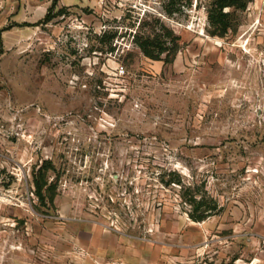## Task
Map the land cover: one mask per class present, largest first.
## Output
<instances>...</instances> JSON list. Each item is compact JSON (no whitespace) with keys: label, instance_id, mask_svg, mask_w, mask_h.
Returning <instances> with one entry per match:
<instances>
[{"label":"rangeland","instance_id":"obj_1","mask_svg":"<svg viewBox=\"0 0 264 264\" xmlns=\"http://www.w3.org/2000/svg\"><path fill=\"white\" fill-rule=\"evenodd\" d=\"M14 1L0 264H264V0L224 36L211 0ZM141 30L165 34L161 58Z\"/></svg>","mask_w":264,"mask_h":264},{"label":"trees","instance_id":"obj_2","mask_svg":"<svg viewBox=\"0 0 264 264\" xmlns=\"http://www.w3.org/2000/svg\"><path fill=\"white\" fill-rule=\"evenodd\" d=\"M250 0H211L207 7L209 25L212 28V34L221 36L226 35L235 25V9L245 8ZM163 28H166L164 22L161 21ZM106 30L105 35L110 34V38H114L117 31L110 33ZM173 42V53L179 50L181 36L172 30L168 29ZM165 34L155 30H141L137 31L134 41L142 48L144 53L152 58L159 59L162 57L165 47ZM36 192L39 197L44 199V186L40 180H36ZM197 201V200H196ZM207 210V209H205ZM205 215H194V218L201 219Z\"/></svg>","mask_w":264,"mask_h":264},{"label":"built area","instance_id":"obj_3","mask_svg":"<svg viewBox=\"0 0 264 264\" xmlns=\"http://www.w3.org/2000/svg\"><path fill=\"white\" fill-rule=\"evenodd\" d=\"M99 3L102 6H115V5H122L123 4V0H99Z\"/></svg>","mask_w":264,"mask_h":264},{"label":"crops","instance_id":"obj_4","mask_svg":"<svg viewBox=\"0 0 264 264\" xmlns=\"http://www.w3.org/2000/svg\"><path fill=\"white\" fill-rule=\"evenodd\" d=\"M7 4H8V6H12V5L15 6L16 3H15L14 0H8V3Z\"/></svg>","mask_w":264,"mask_h":264}]
</instances>
